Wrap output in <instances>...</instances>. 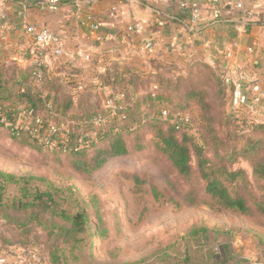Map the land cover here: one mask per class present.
I'll list each match as a JSON object with an SVG mask.
<instances>
[{
  "label": "rangeland",
  "instance_id": "obj_1",
  "mask_svg": "<svg viewBox=\"0 0 264 264\" xmlns=\"http://www.w3.org/2000/svg\"><path fill=\"white\" fill-rule=\"evenodd\" d=\"M175 67L196 68L175 77L161 70L171 79L162 81L157 103L148 96L152 88L142 85L138 93L149 118L142 134L129 137L132 151L93 172L81 173L71 166L70 157L49 153L0 128V170L16 179L28 178L26 187L58 198L56 204H49L53 214L42 219L66 226L59 211L85 213V229L74 249L66 243L61 264H264V176L253 171L256 163L264 161V124L243 123L233 116L215 60L196 59ZM161 107L184 112L189 119L193 167L189 177L178 174L162 152L156 136L158 129H166L157 121ZM198 158L228 171L241 169L227 183L233 193L244 197L248 212L221 208L204 195ZM13 192L15 186L9 185L7 193ZM4 227L0 226L12 238ZM32 235L26 245L43 255L40 245L29 241Z\"/></svg>",
  "mask_w": 264,
  "mask_h": 264
},
{
  "label": "crops",
  "instance_id": "obj_2",
  "mask_svg": "<svg viewBox=\"0 0 264 264\" xmlns=\"http://www.w3.org/2000/svg\"><path fill=\"white\" fill-rule=\"evenodd\" d=\"M181 1L185 0H59L57 4L51 0H0L5 23L0 28V70L11 76H23L33 66L34 42L26 32V25H58L64 39L63 54L59 57L48 54L45 67H52L53 76L75 81L80 86L79 92L95 93L101 85H96L97 77L104 79L103 89L110 90L112 86L105 82L110 78L104 76L111 67L124 76L133 73L140 77V82L160 74L161 70L172 77L189 73L196 67L175 66H187L196 59L215 60L224 75L231 71L234 75L242 74L250 98L255 95L251 90L254 85L264 92V0H220L215 5L225 15L230 3L240 1L254 13L243 20L247 25L226 21V17L211 20L214 7L208 0H196L202 19L194 26L188 23V11L179 7ZM159 13L169 17L163 29L154 24ZM238 16V11H234L229 18ZM88 17L97 24L96 31H90ZM135 21L142 22L144 30L139 34L128 33L126 27ZM146 37L156 39L151 51H143L138 45ZM232 42L237 47L228 59L223 56V48ZM86 54L89 61L84 59ZM183 55L184 60L180 57ZM225 63L233 67H225ZM138 81L137 88L141 89ZM43 90L47 92L48 88ZM228 95L231 103V90ZM263 110L264 97L258 108H246L242 114L247 119L262 120ZM8 231L13 236L10 238L15 239V234ZM0 254L6 256L8 264H33L43 259L32 245H4Z\"/></svg>",
  "mask_w": 264,
  "mask_h": 264
},
{
  "label": "trees",
  "instance_id": "obj_3",
  "mask_svg": "<svg viewBox=\"0 0 264 264\" xmlns=\"http://www.w3.org/2000/svg\"><path fill=\"white\" fill-rule=\"evenodd\" d=\"M158 15L169 20V17L161 13ZM109 69L104 76L110 78L108 81L105 80L106 84L112 86L110 89H115L112 93L123 94L121 101H116L112 108L103 105V101L112 95L109 89L107 91L103 89L105 85L103 78L100 88L91 93L73 90L72 88L76 86L75 81L53 75H45L41 83H38L31 74V67L23 76L21 74L11 76L0 70V105L4 114L0 128H6L13 138H27L33 141L49 153L70 157L71 166L81 173L93 172L108 163L109 159L125 155L133 149L129 137L142 134L143 125L149 118L143 111V96L138 93L137 81L140 77L133 73L121 75L116 67ZM220 76L221 84L228 95L230 86L224 83L223 72ZM165 79L171 78L157 74L138 82L140 88L142 85L149 88L153 84L157 85L155 90L148 92L150 100L157 103L158 91ZM44 87L48 88L47 92L43 90ZM6 104H9V107ZM20 106L31 108L34 115H39L42 121L40 125L36 126L34 117L29 118L28 124L24 122L26 118H19L17 109ZM162 110L167 111L166 119L160 116ZM179 114L185 113L161 107L157 121L165 125L166 129H158L156 136L160 139L162 152L169 164L178 174L189 177L193 173L191 146L187 141L189 119L187 122L182 120L176 122ZM50 124H54L58 129L50 132ZM89 155L92 156L89 158ZM96 158L99 160L95 161ZM197 169L199 177L205 184L204 195L213 199L221 208L241 213L248 212L249 206L244 197L233 193L228 186V183L242 172L241 169L228 171L202 158H198ZM253 171L254 174L264 176V161L256 163ZM163 177L168 179L167 176ZM27 181L28 178L16 179L12 174L0 170V226H6L4 228L12 231L16 237L13 241L0 228V246L27 247L26 238L33 234L31 237L33 239L29 241L40 245L43 259L49 264H61L66 243L70 242V249H74L75 243L79 240L78 234L85 229V213L80 210L69 215L64 210L59 211L57 215L67 220L66 226L43 220L44 216L53 214L54 209H50L49 204L51 202L56 204L58 198L47 191L26 187ZM9 185L15 186V192L7 193ZM55 236L57 237L54 239ZM182 264L187 263L183 261Z\"/></svg>",
  "mask_w": 264,
  "mask_h": 264
},
{
  "label": "built area",
  "instance_id": "obj_4",
  "mask_svg": "<svg viewBox=\"0 0 264 264\" xmlns=\"http://www.w3.org/2000/svg\"><path fill=\"white\" fill-rule=\"evenodd\" d=\"M220 0H208V2L211 4L212 9L211 12V20H218L223 17L229 18L231 16V13L234 11H238L239 16L236 19L239 20H245L248 19V17H251L254 15L252 10L246 9L243 4L240 1H234L230 3V7L225 10V15H223L222 11L215 7L217 3H219ZM53 4H57L59 0H51ZM179 7L183 10L188 11V23L190 26L196 25L201 19V7L200 3L196 0H190V1H181L179 3ZM4 19V12L3 9L0 6V28L5 26V23L3 22ZM89 23V29L90 31H96L98 29V26L95 22L91 21V17H88ZM166 18L164 16L158 15L154 19V24L159 28L163 29L166 26ZM128 33H136L139 34L144 30V24L140 21H135L131 24H129L126 29ZM26 32L32 37L34 42V57L35 61L33 63V66L31 67V74L35 78V80L38 83H41L43 77L45 75H52V67H45L46 61L45 57L49 54L51 57H59L63 54L64 50V39L60 33V28L57 25L56 27L47 26V25H41V26H35V25H26ZM156 44L155 37H146L143 38L138 42L139 47L143 51H151ZM172 47H176V44H171ZM237 47V43L232 42L229 44H226L223 48V56L225 58L230 59L233 54V49ZM249 52H252V49H248ZM84 59L89 61L90 56L88 54L84 55ZM225 67H233L229 66V64L225 63ZM105 70V69H104ZM234 71H231L230 73H226L224 75V83L230 86L231 90V111L235 118L239 119H247L242 113V111L246 108L252 107L253 109L258 108V103L262 97H264V92L260 90L258 85H254L251 90L255 93V95L250 98L247 94V84L245 83V77L242 74L234 75ZM97 83L96 85H99L101 83V79L97 77ZM80 86L76 85L73 87V90H78ZM152 90H155L157 88L156 84L152 85ZM89 92V91H88ZM123 97V94L121 92H115L112 93L110 97H107L103 101V105L106 107L112 108L116 101H121ZM50 107V105H49ZM17 116L24 117V118H31L34 117V122L37 125H40L41 117L39 115H34L33 110L31 108H26L20 106L17 109ZM263 119L262 120H254V119H248L250 121L254 122H260L264 123V110L262 112ZM167 117V111L162 110L161 111V118L166 119ZM4 120V114L2 110V106L0 105V122H3ZM182 120L184 122L188 121V117L185 114H179L178 119ZM19 122V120H18ZM58 129L54 124L49 125V131L55 132ZM37 131V128H35V132ZM0 264H8L7 258L4 254H0ZM33 264H41L39 260Z\"/></svg>",
  "mask_w": 264,
  "mask_h": 264
},
{
  "label": "water",
  "instance_id": "obj_5",
  "mask_svg": "<svg viewBox=\"0 0 264 264\" xmlns=\"http://www.w3.org/2000/svg\"><path fill=\"white\" fill-rule=\"evenodd\" d=\"M226 21L235 22V23H238V24H241V25H247V24H249V23L244 22V21H242V20H239V19H233V18H228Z\"/></svg>",
  "mask_w": 264,
  "mask_h": 264
}]
</instances>
